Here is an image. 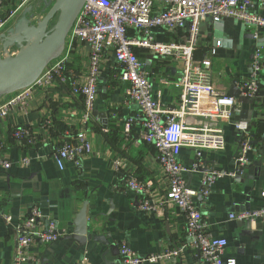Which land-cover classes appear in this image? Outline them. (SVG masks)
I'll return each instance as SVG.
<instances>
[{
    "label": "crops",
    "instance_id": "0c3cea01",
    "mask_svg": "<svg viewBox=\"0 0 264 264\" xmlns=\"http://www.w3.org/2000/svg\"><path fill=\"white\" fill-rule=\"evenodd\" d=\"M252 10H257L255 5ZM251 34L236 20L225 19L219 23L207 20L200 25L195 60L210 61L212 87L234 97L235 105L230 121H218L207 118L216 110L214 101L208 97H195L193 105L198 111L196 116L186 119L188 125L194 128L217 126L223 130L226 147L223 151L203 150L200 158L193 149H183L179 155V162L187 170L188 188L198 190L201 185L205 174L192 170L199 161L200 168L220 174L209 196H197L195 204L209 232L227 240L224 257L235 259L236 264H264V218L244 222L229 218L231 214H237L236 206L243 205L248 194L252 211L264 208V142H260L264 137V71L258 76L256 98L244 99L238 86L250 76L255 45L262 47L264 57V31L258 42ZM157 36L165 41H182L185 32ZM88 50L85 43H75L68 63L69 71L79 73L84 70ZM138 56L143 62L142 71L152 84L153 96L165 107H175L179 102V89L174 83L180 77V65L148 52H139ZM127 87L128 84L120 80L113 56L107 54L101 66L93 111L98 116L92 115L87 125L91 154L79 166L68 164L64 170H59L53 158L60 143L83 128L78 123L82 99L73 96L66 85L53 83L43 91L35 92L25 112L13 111L1 121L4 154L10 167L0 169V264H12L15 228L32 206H38L47 221H55L61 238H64L72 233V222L84 202L88 203L87 220L93 235L105 236L115 251L91 240L80 247L72 239L60 238L47 246H33L29 254L36 261L32 264H44V260L45 264H78L83 257H87L89 264H122L120 249L123 245L142 258L179 250L178 256L153 264H206L190 247L185 218L179 209L172 205L149 212L140 208L146 199L163 196L168 182L152 145L138 139L141 119L136 108L126 104ZM7 99L2 98L0 104ZM103 114L108 117H102ZM129 119L132 124L127 130ZM240 122L248 126L245 135L235 129L234 125ZM18 128L29 131V137L14 139L13 131ZM241 139L249 144L258 143L250 146L246 153L241 176L243 183L228 173L240 153ZM24 159H29L28 166L22 164ZM114 160L121 163L118 172L112 168ZM128 176L148 185L149 192L142 195L129 190L126 187ZM2 215L12 217L10 225L4 222Z\"/></svg>",
    "mask_w": 264,
    "mask_h": 264
},
{
    "label": "built area",
    "instance_id": "2783aa9c",
    "mask_svg": "<svg viewBox=\"0 0 264 264\" xmlns=\"http://www.w3.org/2000/svg\"><path fill=\"white\" fill-rule=\"evenodd\" d=\"M30 0H0V34L7 30L8 22L21 12ZM253 5L257 10H252ZM236 20L251 31L252 39L259 41L264 31V0H84L65 41L62 54L51 62L32 84L10 96L0 104V124L13 111L25 112L33 94L43 91L53 83L66 85L70 93L82 99V114L78 121L83 128L69 135L55 149L53 158L59 170L66 165H81L91 154V143L87 138V125L91 120L97 96L98 79L106 55L113 56L119 68V77L128 84L126 104L134 106L141 119L138 139L152 145L157 162L168 185L163 196L154 200L146 199L140 208L143 211L164 209L172 205L179 209L185 218V229L191 239L190 247L197 251L206 264H236L235 259L225 258L228 246L225 238L214 237L204 222L202 213L195 204L198 194L207 198L211 187L220 174L214 171L204 175L198 190L186 187L187 170L179 162L183 149L200 152L223 151L226 141L223 130L217 126L194 128L186 119L196 116L198 107L193 105L195 97H208L214 101L216 110L207 118L230 121L235 105L234 97L225 92L215 91L211 85V63L209 60L197 62L195 52L198 44L200 25L209 20L219 23L222 20ZM184 31L182 41H165L158 34L178 35ZM88 46L87 65L79 73L68 70V63L76 42ZM217 46V45H216ZM139 52H148L159 58H169L180 65V77L174 83L179 89L178 104L165 107L153 96L152 84L142 71L143 62ZM214 54V50L212 51ZM264 71L263 49L258 44L253 49L251 74L238 84L244 99H254L259 93L258 76ZM132 124L129 119L126 127ZM235 129L246 134L247 124L236 123ZM13 138L22 140L29 137V131L15 129ZM243 138V137H242ZM237 160L246 165V153L250 145L241 139ZM0 126V169L7 170L10 163L5 157ZM29 159L22 164L29 165ZM119 160L112 162L115 172L120 171ZM201 167L200 161L192 170ZM126 187L145 195L149 186L138 182L133 176L126 179ZM10 225V215L1 216ZM231 220H251L264 218V208L249 214H231ZM16 246L12 264H32L36 258L29 250L36 244L47 246L58 241L62 235L55 221H47L38 206H32L26 217L16 226ZM179 250L165 251L162 255L142 258L130 247L120 249L122 264L156 263L161 259L175 257ZM78 264H89L83 257Z\"/></svg>",
    "mask_w": 264,
    "mask_h": 264
},
{
    "label": "water",
    "instance_id": "95a60500",
    "mask_svg": "<svg viewBox=\"0 0 264 264\" xmlns=\"http://www.w3.org/2000/svg\"><path fill=\"white\" fill-rule=\"evenodd\" d=\"M41 1L43 4L41 12L44 14L41 19L35 20L33 7H27L13 26L0 34V100L32 86L43 70L62 54L70 28L84 4V0ZM55 17L56 22L50 28L49 24ZM216 29L220 30L218 27ZM249 72L251 74V69ZM92 115L98 116L95 112ZM102 117L108 116L103 114ZM260 142H264V137ZM257 144L254 141L249 145L252 147ZM262 150L264 152V145ZM231 165L232 169L228 173L235 180H241L245 165L240 167L237 159H234ZM195 172L206 174L211 171L198 168ZM186 187H188L187 184ZM250 202L248 194L245 197V203L236 206V213L251 215L254 211L250 209ZM87 205L88 203L84 202L81 210L75 216L72 222V233L61 239H72L80 247H84L87 240H91L115 251L114 245H109L105 236L93 235L91 224L87 220ZM104 256L105 254L102 255L103 259ZM43 263L45 264L46 260Z\"/></svg>",
    "mask_w": 264,
    "mask_h": 264
},
{
    "label": "rangeland",
    "instance_id": "374dc122",
    "mask_svg": "<svg viewBox=\"0 0 264 264\" xmlns=\"http://www.w3.org/2000/svg\"><path fill=\"white\" fill-rule=\"evenodd\" d=\"M30 6H32L33 7V12H34V19L35 20H38V19H41L43 16H44V14H42V12H41V10L43 9V4H42V1L41 0H30L28 3H27V5H26V7L25 8H27V7H30ZM24 8V9H25ZM23 9V10H24ZM22 10V11H23ZM22 11L21 12H19L16 16H14L9 22H8V28L7 29H9V28H11L12 26H13V24L16 22L15 20L21 15V13H22ZM46 13V12H45ZM34 20V21H35ZM55 22H56V17L51 21V23L49 24V27L51 28L54 24H55ZM7 30H5L4 32H6ZM3 32V33H4ZM198 36H199V33H198Z\"/></svg>",
    "mask_w": 264,
    "mask_h": 264
},
{
    "label": "flooded vegetation",
    "instance_id": "af4514ba",
    "mask_svg": "<svg viewBox=\"0 0 264 264\" xmlns=\"http://www.w3.org/2000/svg\"><path fill=\"white\" fill-rule=\"evenodd\" d=\"M19 17H20V16H19ZM19 17H18V18H19ZM18 18H17V19H18ZM17 19H16V20H17ZM16 20H15V21H16Z\"/></svg>",
    "mask_w": 264,
    "mask_h": 264
}]
</instances>
